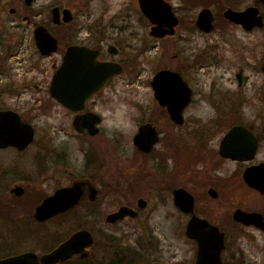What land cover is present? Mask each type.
Returning a JSON list of instances; mask_svg holds the SVG:
<instances>
[{"label": "flooded vegetation", "instance_id": "af4514ba", "mask_svg": "<svg viewBox=\"0 0 264 264\" xmlns=\"http://www.w3.org/2000/svg\"><path fill=\"white\" fill-rule=\"evenodd\" d=\"M36 1L33 0L31 5H26L25 0L20 2L22 19L30 24L34 22V29L41 23L32 20L26 9L28 12ZM158 1L150 3L152 16L147 12L146 6L143 7V1L136 0V10L126 6V26L99 28L88 25L84 27L85 33L84 28H74L73 33L70 24L75 16L70 7L51 5L50 17L55 25L64 28L62 33L65 34H57L46 23H42L58 41L57 50L48 54L60 50L61 60L59 64L55 62V71L63 62L69 47L73 45L96 50L98 61L118 64L123 68L122 72L114 74L104 87L87 98L80 109H72L55 99L49 87L53 100L70 114L73 128L84 137L95 138L105 130L107 117L100 110V103L102 97L111 100L118 94L117 89L113 87L120 75L129 70L130 82L143 81L146 75L143 66L147 63L145 59L149 51H154L157 58L162 57L165 61L147 79L152 94L151 105H145L144 109H141V116L135 117L137 130L131 139V161L134 164L129 166L130 170L118 174L113 182L97 180L96 174L70 176L66 182L52 187L54 190L44 196L41 188L32 184L34 179H28L26 182L21 179L32 176H19L14 179L7 195L0 196V205H39L58 188L71 186L77 181L83 182L82 196L75 206L46 220H39L34 213L30 214V217L24 220L23 231L27 233L21 236L28 237V240L25 242L15 239L12 245L17 248L0 253V259L34 252L38 256L39 264H43V255L52 252L78 230L90 229L81 227L65 238L52 240L43 238L44 235L37 238L38 228L79 205H99L103 194L116 190L126 194L128 202L119 203L118 207L109 213L116 212L126 205L132 207L136 215L127 214L110 222L107 220L108 213L106 221L110 225L144 216L143 210L149 205V197L152 196L149 194V188L158 190L161 200L167 195L174 209L188 218L184 229L190 243L188 256L184 259L178 258L173 263L158 256L151 260L143 259L144 264H201L200 243L196 237L202 235L207 228H194L193 233L197 232V236H188L187 225L193 216L205 219L217 227L218 238L212 254L216 256L219 250L221 262L216 260L211 264H235L238 259L237 264H242L243 260L236 258L239 255L235 256L236 252L230 248V239L248 228L264 233V228L247 224L234 216L236 210L241 209L260 213L264 217V192L250 185L246 179L249 169L264 165V52L260 55L259 51L260 44L264 43V0ZM161 2L168 9H164ZM56 7L59 8L58 22L54 20ZM65 9L70 10L72 15L69 22L63 20ZM10 11L16 13L17 7L12 6ZM133 19L137 21L134 23ZM103 31L112 35L104 36ZM141 34L142 36H139ZM200 43L201 51L196 46ZM162 70H168L170 73L157 78L156 75ZM205 86L208 88L204 91L208 104L204 107V112L193 113L191 109H196L193 104L197 93L201 92L199 87ZM156 90L162 93V97L158 98ZM130 93H134V90L128 92L131 97ZM132 103H135L134 107H138L142 101L135 97ZM169 103H173V109L177 111L183 106L182 121L180 116L178 120L172 116ZM77 116H86L85 120H88L84 121L88 125H81L82 130L75 125ZM94 118L98 121L93 122ZM147 124H150L152 129L149 131L147 128L144 132L145 138L149 139L153 134L157 136V141L150 150L142 149L135 143V137L141 127ZM90 129H96L97 132L93 134ZM107 137L109 139L110 135ZM108 139H105L106 142L113 145ZM147 144L148 141L144 146ZM9 147L23 150L13 145L0 149ZM85 155L88 158L87 151ZM151 157L156 170L148 172L143 170V165L149 162ZM170 162L173 163L171 171L168 169ZM138 164L141 168H138ZM2 176L4 175L0 173V178ZM138 188L141 190L136 191ZM180 189L186 190L188 194L177 195L176 191ZM20 198L24 200L20 202ZM181 205H193V208L186 211ZM32 223H38L39 226L36 228ZM90 232L94 237L91 246L86 249L72 248L70 256L56 264H70L87 259L96 243L94 233L91 230ZM32 240L35 244L33 246L29 244ZM144 240L150 244L146 248L151 249L153 244L158 252L162 251V243L155 235L148 236L147 239L145 237ZM128 242L125 260L119 264H138L142 260L140 257L147 256L148 253L136 251L131 241ZM86 252L88 255L85 256Z\"/></svg>", "mask_w": 264, "mask_h": 264}, {"label": "rangeland", "instance_id": "374dc122", "mask_svg": "<svg viewBox=\"0 0 264 264\" xmlns=\"http://www.w3.org/2000/svg\"><path fill=\"white\" fill-rule=\"evenodd\" d=\"M20 2L21 0H0V109H14L20 112L34 125L36 133L32 143L23 150L13 147L0 149V173L4 175L0 178V196L7 195L10 186L14 184L13 180L19 176H32L21 179L25 182L34 179L32 184L41 188L42 196L52 192V187L63 184L70 176L96 174L97 180L116 181L118 174L130 170L129 166L134 164L131 161V139L137 130L135 117L141 116V109L143 110L145 105H151L152 94L147 79L165 59L157 58L154 51H149L145 59L147 63L143 66L146 74L143 81L130 82L129 70L120 75L113 87L117 89L118 94L111 100L102 97L100 103V110L107 117L105 130L98 137H84L75 131L70 114L53 100L49 92L55 71L53 66L61 60L60 50L50 55L39 51L33 32L34 22L30 24L22 19ZM54 4L72 9L75 16L70 24L73 33L74 28L83 30L88 25L99 28L126 26V6H130L132 10L137 9L136 0H37L28 12L26 9L32 20L46 23L54 32L63 36L64 28L55 25L50 17L51 5ZM12 6L17 7L16 13L10 11ZM133 21L135 23L137 20ZM85 31L84 28V33ZM103 32L104 36L112 35ZM196 46L198 50L202 48L201 43ZM259 51L262 55L264 43L260 44ZM199 88L201 92L197 93L193 104L196 109H191L193 113L204 112V107L208 104L204 95L208 88ZM131 90H134V93H130V97L128 92ZM135 97L142 101L138 107H134L135 103H132ZM107 135H110L109 139ZM119 135L121 136L118 137ZM105 139L110 140L113 145H109ZM152 163L153 157L143 165V170L155 171ZM169 165L168 169L171 171L173 163L170 162ZM138 168H141L140 164ZM139 190L141 189L136 191ZM148 190L152 196L149 197V205L143 210L144 216L141 218L127 219L116 225L107 223L106 215L116 209L119 203L128 202L126 194L116 190L103 194L99 205H79L74 210L59 215L58 220L53 219L43 224L37 230V238L44 235L43 238L61 239L75 229L89 228L96 238L90 256L70 264L124 262L129 240L136 251L148 253L147 256L140 257L142 260L138 264H144L143 259L151 260L158 256L169 259L171 263L178 258H186L190 249L189 239L184 232L188 218L174 209L167 195L161 200L158 190ZM22 200L24 199L20 198V202ZM35 207L36 205H0V253L17 248L12 245L15 239L25 242L28 240V237L21 238L27 233L23 231L24 220L34 213ZM32 225L36 228L39 226L38 223ZM50 231L52 233H48ZM154 235L162 243L161 253L153 244L151 249L146 248L150 244L144 240L145 237L147 239L148 236ZM29 244L35 245L33 240ZM230 248L236 252L235 256L239 255L236 258L243 260L242 264H264V233L261 231L246 229L230 239ZM238 261L239 259L236 262Z\"/></svg>", "mask_w": 264, "mask_h": 264}, {"label": "water", "instance_id": "95a60500", "mask_svg": "<svg viewBox=\"0 0 264 264\" xmlns=\"http://www.w3.org/2000/svg\"><path fill=\"white\" fill-rule=\"evenodd\" d=\"M142 5L146 6L147 12L151 15L150 3L156 0H142ZM158 1V0H157ZM160 1V0H159ZM158 1V2H159ZM26 4L31 5L33 0H25ZM162 3V2H161ZM163 4V3H162ZM149 5V7L147 6ZM164 9L168 7L163 4ZM145 8V7H144ZM59 8L54 9V20L59 21ZM72 19L70 10H64L63 20L69 22ZM34 35L37 46L43 54L54 52L58 48V41L56 37L49 31V29L40 24L34 29ZM97 51L87 46L73 45L70 46L64 56V60L57 68L50 87L51 94L60 102L72 109H80L82 104L93 95L98 89L105 86L106 82L114 74L122 72V67L118 64L109 62H100L97 60ZM170 71L162 70L156 77L160 75H168ZM174 75L177 73L172 72ZM178 75V74H177ZM157 77V78H158ZM190 90V89H189ZM160 91L156 90L158 98ZM162 94V93H161ZM190 96V95H189ZM174 99V98H172ZM171 114L174 118H179L182 121V108L180 111L174 110V104L169 103ZM86 116H77L75 125L82 130L81 125H88ZM178 120V119H177ZM93 122L98 119L94 118ZM150 124L142 126L139 133L135 137V143L142 149L150 150L152 145L157 141L156 134H153L149 139L145 138L147 128L149 131L152 129ZM91 133H96V129H90ZM35 135L34 126L26 122L22 116L15 110L2 109L0 110V147L14 145L20 149L25 148L32 142ZM148 141V144H144ZM248 183L262 192H264V165L249 169L246 174ZM82 181H77L71 186L60 187L56 192L47 196L43 202L36 206L34 216L39 220H46L60 212L68 210L75 206L80 201L82 196ZM18 190V189H17ZM19 191V190H18ZM176 194L185 196L188 192L184 189L176 191ZM190 195V194H189ZM190 197H192L190 195ZM193 198V197H192ZM143 201V200H141ZM193 204V199H192ZM186 211L192 210L193 205H181ZM136 215V211L130 206H122L116 212L109 213L107 220L112 222L125 215ZM235 218L244 221L247 224H255L264 228V217L257 212H247L241 209L236 210ZM205 227L207 230L200 236L193 233L194 228ZM217 227L210 224L207 220L201 219L198 216H193L187 225L186 233L188 236L196 238L200 243V256L201 264H211L213 261L220 260V251L216 256L212 254L215 249L217 237ZM223 237V236H222ZM94 241L93 234L88 229H81L75 232L68 240L62 243L59 247L52 252L45 254L41 257L43 264H56L58 261L70 256L72 248H83L91 246ZM223 248L221 245L220 249ZM88 255L86 252L85 256ZM221 262V260H220ZM0 264H39L38 256L34 252L25 253L17 256H10L0 259ZM150 264H164L162 262H152Z\"/></svg>", "mask_w": 264, "mask_h": 264}]
</instances>
